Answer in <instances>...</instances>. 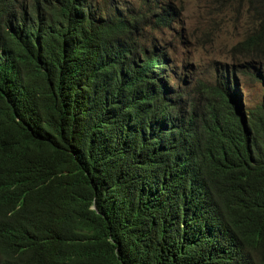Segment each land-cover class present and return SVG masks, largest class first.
<instances>
[{
  "label": "trees",
  "instance_id": "obj_1",
  "mask_svg": "<svg viewBox=\"0 0 264 264\" xmlns=\"http://www.w3.org/2000/svg\"><path fill=\"white\" fill-rule=\"evenodd\" d=\"M236 81L167 84L161 0H0V264H264V0ZM237 96V104L233 103Z\"/></svg>",
  "mask_w": 264,
  "mask_h": 264
},
{
  "label": "rangeland",
  "instance_id": "obj_2",
  "mask_svg": "<svg viewBox=\"0 0 264 264\" xmlns=\"http://www.w3.org/2000/svg\"><path fill=\"white\" fill-rule=\"evenodd\" d=\"M130 7L137 0H127ZM166 15H174L169 28L147 29L150 40L166 52L170 68L168 86L187 93L195 90L197 82L207 84L217 81L225 83V74L215 75V64L224 65L233 71L236 87L231 93H238L240 110L255 104L260 96V87L243 83L239 66L244 59L232 52V48L250 32L251 24L242 0H171ZM237 104V96H233Z\"/></svg>",
  "mask_w": 264,
  "mask_h": 264
},
{
  "label": "clouds",
  "instance_id": "obj_3",
  "mask_svg": "<svg viewBox=\"0 0 264 264\" xmlns=\"http://www.w3.org/2000/svg\"><path fill=\"white\" fill-rule=\"evenodd\" d=\"M96 1H98L99 3H102V1H105V3H108L110 0H96ZM161 1H163V2H165L168 6H166L165 7V9L167 8V7H170V4H171V0H161ZM137 2H138V0H137ZM242 2H243V4H244V6H245V8H246V13L248 14V4H247V2L246 1H244V0H242ZM165 9H164V11H163V18H164V22H165V27H162V28H169L170 27V25L172 24V19H173V17H174V15H166V11H165ZM248 17H249V20H250V24H251V29H250V32L249 33H251L252 31H253V26H252V22H251V18H250V16H249V14H248ZM135 27H136V29H137V43L139 44V45H141V46H144L147 50H152V48L154 47V46H156V48H158L157 49V55L158 56H160V57H162L163 55L165 56V58H166V63H167V65H168V67H166V68H164V69H160L161 71H163V73H164V75H166V77H167V84L170 82V78H169V76H168V74L166 73V70L167 69H169L170 68V64H169V62H168V57H167V53L166 52H162L161 54H159V52H160V47L156 44V42L155 41H152V40H150V38H149V35H148V33H147V29H152V30H159V29H162V28H155V27H153V25H151V24H147V25H143V24H141V23H139V22H137V24H135ZM249 33H247L246 34V36L249 34ZM245 36V37H246ZM244 37V38H245ZM243 40V39H242ZM154 45V46H153ZM242 58H244V57H242ZM245 59V58H244ZM245 63V62H244ZM242 65V64H241ZM240 65V66H241ZM215 66H216V69H215V75L217 76V74H225L224 73V70H226V75L227 76H233V74H234V72L233 71H231V72H229L228 71V69L224 66V65H221V64H218V63H216L215 64ZM240 66H239V68H240ZM239 74H240V72H239ZM226 76V77H227ZM234 77V76H233ZM241 77V76H240ZM235 79V78H234ZM234 87H236V84H235V86ZM233 87V88H234ZM243 89H244V87H243Z\"/></svg>",
  "mask_w": 264,
  "mask_h": 264
}]
</instances>
